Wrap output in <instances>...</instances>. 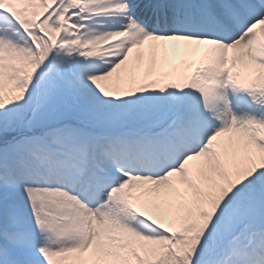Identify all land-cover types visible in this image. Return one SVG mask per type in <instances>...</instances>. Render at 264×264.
I'll return each instance as SVG.
<instances>
[{
  "label": "snow or ice",
  "instance_id": "snow-or-ice-1",
  "mask_svg": "<svg viewBox=\"0 0 264 264\" xmlns=\"http://www.w3.org/2000/svg\"><path fill=\"white\" fill-rule=\"evenodd\" d=\"M0 264H264V0H0Z\"/></svg>",
  "mask_w": 264,
  "mask_h": 264
},
{
  "label": "bare ground",
  "instance_id": "bare-ground-1",
  "mask_svg": "<svg viewBox=\"0 0 264 264\" xmlns=\"http://www.w3.org/2000/svg\"><path fill=\"white\" fill-rule=\"evenodd\" d=\"M141 63L144 65V67L146 68L148 66V58L145 56L143 58V60L141 61ZM129 74V75H132L135 73V67L133 64H128V65H125V66H122V69L121 70H118V74L116 75H119V74Z\"/></svg>",
  "mask_w": 264,
  "mask_h": 264
}]
</instances>
